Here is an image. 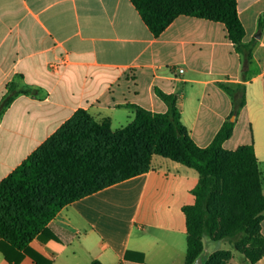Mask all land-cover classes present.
I'll return each instance as SVG.
<instances>
[{
  "label": "crops",
  "instance_id": "0c3cea01",
  "mask_svg": "<svg viewBox=\"0 0 264 264\" xmlns=\"http://www.w3.org/2000/svg\"><path fill=\"white\" fill-rule=\"evenodd\" d=\"M237 8L244 41L257 45L236 115L217 83L241 82L242 64L221 23L182 15L155 37L130 0H0V102L15 79L36 90L17 96L0 118V182L78 109L109 119L113 130L133 120L126 104L165 112L156 88L177 94L181 120L200 147L224 121L234 122L223 147L252 143L263 173L264 30L256 35L264 0H237ZM59 58L51 71L48 63ZM197 182L194 169L154 155L148 172L63 207L48 226L58 241L35 238L30 246L50 264H183L182 208L194 203ZM0 264L34 262L8 263L0 252Z\"/></svg>",
  "mask_w": 264,
  "mask_h": 264
},
{
  "label": "trees",
  "instance_id": "16d2710c",
  "mask_svg": "<svg viewBox=\"0 0 264 264\" xmlns=\"http://www.w3.org/2000/svg\"><path fill=\"white\" fill-rule=\"evenodd\" d=\"M157 37L177 17L190 16L224 25L227 37L241 58V82H218L232 101V114L246 102V84L257 39L244 41L245 28L237 0H130ZM264 18L258 20V33ZM36 90L15 79L6 85L0 118L13 100ZM166 105L153 112L134 104L127 125L113 130L109 119L97 122L78 109L47 140L0 182V252L8 263L24 256L34 264H50L30 243L59 240L49 223L65 206L111 185L148 172L154 155L194 169L198 182L194 203L182 208L186 222V255L183 264H230L233 251L242 264H256L264 255L263 173L253 144L227 150L223 144L234 122L224 121L212 142L198 146L181 120L178 96L155 89ZM226 242L229 248L213 247ZM128 253L125 259L132 258ZM136 258L142 259L140 253ZM89 264H103L93 260Z\"/></svg>",
  "mask_w": 264,
  "mask_h": 264
},
{
  "label": "rangeland",
  "instance_id": "374dc122",
  "mask_svg": "<svg viewBox=\"0 0 264 264\" xmlns=\"http://www.w3.org/2000/svg\"><path fill=\"white\" fill-rule=\"evenodd\" d=\"M264 170V169H263ZM263 191H264V172H263ZM214 245L218 248H226L224 242H214ZM241 255L237 252L233 251L232 259L230 260V264H239L241 262Z\"/></svg>",
  "mask_w": 264,
  "mask_h": 264
},
{
  "label": "built area",
  "instance_id": "2783aa9c",
  "mask_svg": "<svg viewBox=\"0 0 264 264\" xmlns=\"http://www.w3.org/2000/svg\"><path fill=\"white\" fill-rule=\"evenodd\" d=\"M61 63H63V59L59 58L57 61H50L48 63V68L51 70V71H57L59 66L61 65Z\"/></svg>",
  "mask_w": 264,
  "mask_h": 264
},
{
  "label": "water",
  "instance_id": "95a60500",
  "mask_svg": "<svg viewBox=\"0 0 264 264\" xmlns=\"http://www.w3.org/2000/svg\"><path fill=\"white\" fill-rule=\"evenodd\" d=\"M256 37L259 38V37H260V33H258V34L256 35ZM232 119H233V118H232ZM195 264H202V258H199V259L195 262Z\"/></svg>",
  "mask_w": 264,
  "mask_h": 264
}]
</instances>
